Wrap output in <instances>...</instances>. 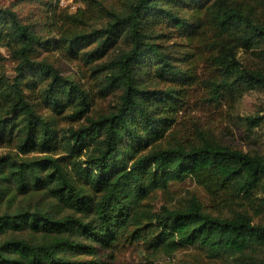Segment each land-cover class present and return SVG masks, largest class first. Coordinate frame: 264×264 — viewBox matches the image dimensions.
Instances as JSON below:
<instances>
[{
	"label": "trees",
	"instance_id": "trees-1",
	"mask_svg": "<svg viewBox=\"0 0 264 264\" xmlns=\"http://www.w3.org/2000/svg\"><path fill=\"white\" fill-rule=\"evenodd\" d=\"M82 1L100 23L81 28L82 10L64 14L54 37L0 5V47L15 63L7 73L0 53V148L10 149L0 153V264H115L134 243L264 264V152L201 130L166 138L191 90L218 107L264 88V0ZM169 39L187 41L193 57L177 59ZM53 48L87 65L97 94L116 103L93 111L90 91L43 56ZM199 64L207 76L192 69ZM56 116L80 123L60 127ZM246 120L255 128L264 117ZM187 179L209 208L195 194L159 209L150 202Z\"/></svg>",
	"mask_w": 264,
	"mask_h": 264
},
{
	"label": "rangeland",
	"instance_id": "rangeland-1",
	"mask_svg": "<svg viewBox=\"0 0 264 264\" xmlns=\"http://www.w3.org/2000/svg\"><path fill=\"white\" fill-rule=\"evenodd\" d=\"M109 1V0H108ZM114 0H110V4ZM0 5L9 6L18 10L30 21L41 23L45 37L58 35L62 22L61 15L74 14L79 10L80 19L85 24L75 22L81 28H89L88 25L100 23L95 7L91 3L82 0H0ZM75 26V25H74ZM177 41L180 53H175L177 59L182 58L189 61L193 57L187 41L184 39H169L163 41L165 45H171ZM0 53L5 56V69L9 74L14 73L15 63L11 59L7 49L0 47ZM187 55V56H185ZM245 65H260V60L254 54L241 53ZM43 56L48 57L62 72L63 75L80 81L91 93L93 99V111L109 109L117 100L116 96L101 97L97 94V87L90 79V70L80 59L69 56L59 48H53L44 52ZM184 60V66H192ZM202 77L207 76L202 65L192 67ZM204 72V73H203ZM205 96L200 88L190 91L188 104L176 115L175 122L167 132L166 138L178 140H194L198 131H203L218 138L227 145L237 149L253 152H264V120L262 123L251 128L246 120L247 117H264V88L253 90L244 94L236 101H228L222 106L215 107L212 104L203 102ZM44 113L46 110H43ZM66 112V115H68ZM55 116V115H54ZM60 127L77 126L80 122L71 121L67 117L56 116ZM10 149L0 148V153H6ZM195 194L209 208L211 199L205 191L193 181L172 182L167 189L157 190L150 197L158 209L162 205H174L184 197ZM115 264H224L215 261L204 252L196 248L181 249L174 255L168 256L159 253H150L145 250L142 244H124L115 253Z\"/></svg>",
	"mask_w": 264,
	"mask_h": 264
},
{
	"label": "built area",
	"instance_id": "built-area-1",
	"mask_svg": "<svg viewBox=\"0 0 264 264\" xmlns=\"http://www.w3.org/2000/svg\"><path fill=\"white\" fill-rule=\"evenodd\" d=\"M63 1H65V0H63Z\"/></svg>",
	"mask_w": 264,
	"mask_h": 264
}]
</instances>
